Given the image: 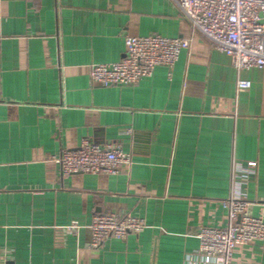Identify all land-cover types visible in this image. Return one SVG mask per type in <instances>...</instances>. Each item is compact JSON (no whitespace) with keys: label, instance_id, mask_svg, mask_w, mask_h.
I'll return each mask as SVG.
<instances>
[{"label":"crops","instance_id":"crops-1","mask_svg":"<svg viewBox=\"0 0 264 264\" xmlns=\"http://www.w3.org/2000/svg\"><path fill=\"white\" fill-rule=\"evenodd\" d=\"M0 1V264L197 263L198 226L227 224L234 163L255 170L243 191L264 219V67L238 72L174 0ZM150 33L190 49L135 85L90 81L125 34ZM82 139L120 143L131 167L62 177L52 157ZM103 212L147 226L93 248L87 225ZM72 220L78 235L63 230ZM231 264H264V239Z\"/></svg>","mask_w":264,"mask_h":264},{"label":"built area","instance_id":"built-area-1","mask_svg":"<svg viewBox=\"0 0 264 264\" xmlns=\"http://www.w3.org/2000/svg\"><path fill=\"white\" fill-rule=\"evenodd\" d=\"M192 29L201 32L219 51L225 53L238 72L264 67V0H174ZM1 6V1H0ZM1 17V9H0ZM191 37H167L158 33L124 35L123 56L110 63H92L89 77L101 86L135 85L152 75L158 65L171 70L183 49H190ZM239 76L236 90L250 87ZM129 130V129H127ZM62 177L73 173L117 174L130 168L133 160L118 142L96 143L82 139L73 149H63L52 157ZM255 170L241 163L232 168L233 193L223 200L227 207L224 227L198 226V246L194 256L198 264H231L237 245L264 239V219L249 212L250 201L243 191ZM145 219L130 214L103 212L93 215L87 225L89 245L97 248L111 238L125 239L146 228ZM82 226L70 221L63 226L66 234L78 235ZM191 262V264H197Z\"/></svg>","mask_w":264,"mask_h":264}]
</instances>
